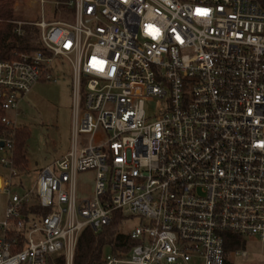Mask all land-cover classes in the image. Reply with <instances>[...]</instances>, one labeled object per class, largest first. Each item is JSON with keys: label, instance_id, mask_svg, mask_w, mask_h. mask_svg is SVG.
<instances>
[{"label": "built area", "instance_id": "2783aa9c", "mask_svg": "<svg viewBox=\"0 0 264 264\" xmlns=\"http://www.w3.org/2000/svg\"><path fill=\"white\" fill-rule=\"evenodd\" d=\"M45 4V0H41ZM44 50L0 60V159L10 176L0 264H74L116 211L138 243L101 264H226V235L264 242V0L55 1ZM23 21H17L21 34ZM72 68V148L12 192L21 100ZM155 103L153 112L147 105ZM94 172L79 197V173ZM33 201L46 216H26ZM247 251H233L232 255Z\"/></svg>", "mask_w": 264, "mask_h": 264}, {"label": "rangeland", "instance_id": "374dc122", "mask_svg": "<svg viewBox=\"0 0 264 264\" xmlns=\"http://www.w3.org/2000/svg\"><path fill=\"white\" fill-rule=\"evenodd\" d=\"M16 0L19 21L37 23L43 19L47 21L59 20L62 18L60 11H57L55 1L45 0ZM40 30V28H39ZM64 71L56 82L43 81L35 84L31 91L25 96L19 106L18 127H26L30 130V137L27 141L28 168L25 171H18L13 177L11 186L12 192L23 194L35 186L40 171L48 164L65 154L72 148L73 134V93H72V68L66 63H59ZM148 112H153L155 103L147 105ZM11 117L15 112L9 113ZM0 148V158L5 154ZM0 172L7 177L10 170L0 165ZM94 173H79L77 177V191L79 197H90L93 194ZM1 180V179H0ZM1 184V182H0ZM9 196L0 191V222L5 220ZM138 225V221L130 219L123 220L119 232H129ZM246 256L241 253L229 254V260L233 264H264V242L255 237L245 238ZM112 250L107 247L105 255ZM200 264V263H198Z\"/></svg>", "mask_w": 264, "mask_h": 264}, {"label": "trees", "instance_id": "16d2710c", "mask_svg": "<svg viewBox=\"0 0 264 264\" xmlns=\"http://www.w3.org/2000/svg\"><path fill=\"white\" fill-rule=\"evenodd\" d=\"M67 1V0H61ZM16 0H0V60L16 59L22 53L43 49L39 28L33 23H23L22 33L16 31L19 21ZM6 111L0 100V135H10L13 129L3 122ZM30 130L26 127H18L15 134L14 160L19 171L28 168L27 141ZM26 216H46L49 208L42 207L37 201H33L24 208ZM124 217L120 211H116L111 223L101 230L95 231L91 227L86 228L80 235L77 243L74 264H101L105 250L110 247L114 252L127 253L138 241L125 233L119 232ZM226 264H233L229 260V254L233 251L244 250L243 237L228 233L226 235ZM52 264H66L65 257L53 259Z\"/></svg>", "mask_w": 264, "mask_h": 264}, {"label": "crops", "instance_id": "0c3cea01", "mask_svg": "<svg viewBox=\"0 0 264 264\" xmlns=\"http://www.w3.org/2000/svg\"><path fill=\"white\" fill-rule=\"evenodd\" d=\"M10 112H12V111H10ZM10 112H9V113H10ZM14 112H15V111H14ZM9 113H8L9 117H10L11 119H14V120L16 119L17 122H18V117H19V115H20L19 110H18V113H19V114H17V113L15 112V116H14V117H11ZM18 123H19V122H18ZM62 157H63V156H62ZM60 158H61V157H60ZM0 159H1V158H0ZM58 159H59V158H58ZM28 160H29V159H28ZM55 160H57V159H55ZM55 160H54V161H55ZM54 161H53V162H54ZM53 162H51V163L48 164V165H51ZM0 165H2L1 161H0ZM48 165H46V166H48ZM3 166H4V165H3ZM46 166H45V167H46ZM4 167H5V166H4ZM17 168H18V167H17ZM18 171H19V169H18ZM93 173H94V172H93ZM94 177H95V173H94ZM0 178H1V180H4L5 178H7V176L2 175L1 172H0ZM35 184H36V183H35Z\"/></svg>", "mask_w": 264, "mask_h": 264}, {"label": "water", "instance_id": "95a60500", "mask_svg": "<svg viewBox=\"0 0 264 264\" xmlns=\"http://www.w3.org/2000/svg\"><path fill=\"white\" fill-rule=\"evenodd\" d=\"M0 146L3 147L4 146V143L3 142H0Z\"/></svg>", "mask_w": 264, "mask_h": 264}, {"label": "bare ground", "instance_id": "6f19581e", "mask_svg": "<svg viewBox=\"0 0 264 264\" xmlns=\"http://www.w3.org/2000/svg\"><path fill=\"white\" fill-rule=\"evenodd\" d=\"M0 179H1V178H0ZM0 182H1L0 186H2V180H0Z\"/></svg>", "mask_w": 264, "mask_h": 264}]
</instances>
